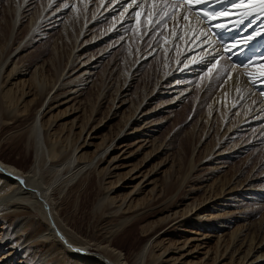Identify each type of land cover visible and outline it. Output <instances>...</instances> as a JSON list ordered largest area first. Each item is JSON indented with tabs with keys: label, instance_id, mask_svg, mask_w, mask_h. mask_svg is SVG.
<instances>
[{
	"label": "bare ground",
	"instance_id": "obj_1",
	"mask_svg": "<svg viewBox=\"0 0 264 264\" xmlns=\"http://www.w3.org/2000/svg\"><path fill=\"white\" fill-rule=\"evenodd\" d=\"M34 1L35 0H24V2H22V5H25L24 10L27 7L33 6L35 4ZM88 1L90 0H85V2L82 0L85 8H87L88 5L90 6V2ZM105 1L109 0H104V3ZM126 2L127 0H121V4L115 6L117 9L116 12H119L122 5ZM59 3H63V5ZM65 3H67L68 7L70 5L71 7L65 8ZM75 3V0H63V2L62 0H48L32 29L31 41L34 43L38 37L44 36L43 32H45L46 28L62 22L65 19H63L62 16L67 15L73 8L70 19L75 21L78 33L75 47L70 55L69 67L66 68L69 72L66 74L65 69L59 76L58 82L56 81L57 84L52 86L51 90H39L32 93L31 86L26 88L25 85H23L26 82L25 78H27L28 73L16 66V63L13 62L14 58L11 59L12 53L4 58H0V79L7 67L11 69L9 72H5V74H7L6 77H9L11 72L17 77L10 78L9 88L3 89L1 86L2 88L0 90L2 96L0 112L2 114L4 112L2 118L3 125L17 127L8 134L5 140L7 141V138L10 136H17V140L14 141V143L23 146L26 151L25 154L20 157V162L17 160L11 161L0 158V264H181L182 260H186L183 264H189L187 260L192 257L195 258L196 255H201V262H205L206 264H264V254L261 252L263 248H261L259 242L256 244H254L253 241L249 242L246 250L244 252L242 251L243 253H239L240 251L238 252L235 250V247H233L237 244L236 240H238L236 234H232L231 247L233 251H231L232 249L229 250L230 247L220 242V240H217L215 252H211L209 248L210 244L204 243L206 240H209V238L202 231L209 230L213 232V229L208 224L202 226V231H200V228H197V221L208 220L205 216V218L202 217L201 213L198 214V212L202 209L210 211L212 218L216 219L219 226L222 225L220 221L224 217L222 212L224 211L223 208H225L222 203L230 200H225V197H222V203L217 202L221 201L220 198H215L214 201L211 202L212 206L209 207L206 206L205 201L204 204H201L200 208L198 207V210L195 205L193 206V204H195L194 202L192 204L194 207L193 210L195 211L194 214L189 210V207L191 208V203H189L190 205H186V212L181 216L180 213L182 212H169V215L165 218V222L169 223L167 227L178 226L175 229L176 235L179 230L183 232V227L191 229L189 237L184 242L183 247L178 250V259L170 258L171 253L169 252H159L156 250L160 245L159 241L166 239L165 236L167 235L165 234L167 233L164 231L156 233L153 237L148 238L145 245L141 247L139 251L131 255L123 254L122 250L118 247L119 242L117 244L112 242V238L116 233L128 229V227H130L128 233H132L133 230L131 226L133 223L137 221L142 214H150L151 211L155 209L154 202L131 207L129 203L116 202L114 204H108L109 194L103 193L100 195L97 202V209L99 211L104 209V213L101 215L102 225L101 230L98 232V236H101L102 241L94 244V249H91L90 246L79 244L72 233L66 228L67 224L64 225L62 223L64 217L61 213V209L68 206V200H70L72 196L77 195L90 181L93 175L101 179V183H105L106 181L109 182L117 178L119 172L122 171L123 168L127 169L131 167L124 166L123 164V161L132 157V154H128V150L131 146L137 147L138 151L142 150V148L154 147L151 142V134L157 130L159 124L152 125L154 124V122L151 121L152 117H156V112L159 114L162 112L161 110L167 107H173L181 100L185 99L186 96L188 97L192 93L189 94V90L194 82L192 78L193 74L199 70V67L202 68V70H200L202 75L203 72L208 74L209 72L207 73L205 69L221 54H223L224 59H221L220 63L212 71L214 73L212 75L213 77L210 79V85L215 89L213 93L216 94V97L207 111L206 122L212 124L218 113L223 138L226 137L227 132H230L231 129L232 132L230 133L235 132L239 137V132H241V130L247 131L248 128H261V130H263L262 132H264V97L260 96V90L255 89V87L248 82L247 76L241 74L244 71L243 69L237 68L232 70L230 73L232 78L228 79V76H225V80L220 82L218 77L223 75L224 71L230 67L228 64L232 63L230 61L231 57L229 51L219 48L211 42L209 38V43H201L205 37L200 36L197 38L196 33L203 31V29L192 17H190V20L187 22L183 21L181 18H177L168 22L170 32L168 34L170 35L168 37L166 36V39L162 42L160 48L157 49V52L153 54L155 52L154 50L158 48L155 47L143 55L144 59L151 55H153L151 58H154V55L158 56L165 52L163 56L164 63L167 65L165 73L161 75L159 82L153 88L148 89L149 87L147 86L149 85L147 84V86L139 92L132 90L135 77L141 69V65L138 66L141 60L137 61V57L133 58L131 54L126 55L127 60H125V62L129 66V69L124 73V84L120 89V94H118L117 91L116 98L113 100L114 105L120 104L114 107L113 114L116 116L118 115V117L121 115L123 116L122 109L128 104L133 110L131 115L122 123L123 126L121 129L117 130L111 142L105 145L103 141L100 140L98 131L102 129L101 126L97 125L91 129L90 132L86 133L88 124H81L77 127L79 132L76 133L79 135L77 143L81 142V145L74 151L73 155L63 153L62 145L59 144L60 140H58L62 134L59 135L57 132L56 122L50 124L47 117L50 115L51 111L57 110L60 107L65 106V110L73 109V105L68 107L67 105L80 96L83 90L82 87L85 86L86 82L91 81L90 84H92L96 81L94 77L99 60L103 61L105 57L102 56L97 59L96 55L89 53L92 43H95L93 48L102 45V43H111L113 45L111 42L113 40L112 38L115 39L119 32L123 33L126 27H129L128 20L131 18L129 17L131 13H126L123 18H119L117 23L109 27L104 34L98 35L96 33V27L112 19L111 17L114 15V13L109 11L111 6L101 11H99V9L97 12V19L94 17L91 20L92 22L96 19L94 23L90 21L84 23V16V19L78 21L80 25H77L78 16ZM103 4H101V6ZM115 4L116 3L113 1V5ZM147 7L146 5V8ZM129 10L134 11L135 8ZM27 12H29V10ZM45 12L50 13L44 14ZM238 20L239 17H234L225 25H230L233 29L242 27V25L238 23ZM245 23H247V19H245ZM257 23H259V19L254 21L253 26ZM87 24H89L88 27ZM153 25H157L155 18H153V23L151 25L148 23L150 30L154 28H151ZM71 31H73V28H71ZM122 33L120 35H122ZM85 38L90 39L84 42ZM80 40L83 44L78 47ZM260 42H264V37L251 41L248 45ZM118 43H115V45ZM20 47L21 45L18 44L14 51H19ZM27 47L28 46H25L21 52ZM81 52H84L85 55L79 56L78 53ZM202 53H207L203 56V59L201 58ZM181 55H183L185 59L183 66L176 67ZM188 58H192L193 62L188 63V66L185 68L184 63ZM76 64H79L77 68H75ZM135 66L137 69L128 77L130 71L134 69ZM110 74L111 73H108L110 83H112L113 78L110 77ZM186 83L189 84L186 86ZM159 84L160 87L158 88ZM18 86H20V88H18ZM24 87L26 90H24ZM40 88L42 87L40 86ZM237 89H239V91ZM61 91L65 92L62 93ZM253 92L255 94H253ZM18 94L20 97L18 98V103L20 104V102H22V108L18 110L12 109V104L16 99L14 96ZM137 95H141L143 100L135 107L133 103H131V100L136 98ZM27 98L31 100L24 102V99ZM254 101L256 103H253ZM126 102H128V104H126ZM162 102H164V104H161ZM151 104L154 105L155 109H150ZM158 108H160V111H157ZM18 113L21 115H17ZM237 113L239 114L237 115ZM234 114L237 116L236 123L228 127V124H231V117ZM18 119H20L19 122ZM251 120L253 121L252 124L256 126L251 124ZM76 122L77 119H74L62 126L68 125L72 128ZM152 128L154 129L152 130ZM212 130L213 128H208L206 133L208 134ZM84 134H86V137L83 139ZM66 138L68 139L70 136L64 139ZM235 139L237 138H232V140ZM5 140H1L0 144ZM129 140L132 141L130 146L126 144ZM254 140L257 142L255 137ZM218 142H222V144L225 143L222 138H220ZM30 150L34 154V159L31 167L26 171L19 168V166H22ZM115 153H118L116 157H114ZM111 156L114 158L112 157V159L108 161ZM145 156L147 159H151L153 156L155 159L158 158V156L149 155L148 153H146ZM88 157H90V159H88ZM194 171L195 169L192 170V172ZM139 173V169L131 167V170L128 172L129 177L117 186L111 188L110 191L116 192L120 187L129 188V182L138 180L139 177L135 178V176ZM20 181L24 183L21 184ZM145 184H147V186H144ZM150 184L149 179L144 177L143 181L136 185L132 195H137L143 188L148 187ZM111 186L112 184L108 183V187ZM249 189L247 190L249 191ZM229 191L227 195L230 194ZM65 192L66 194L64 195ZM249 192L247 194H249ZM62 195H64L65 198L67 197V199H65V202L63 200L59 203ZM170 195L171 194L168 195L167 201L162 202L164 204L161 207L166 204L169 205L170 202L172 203L176 196ZM161 196L163 197V195ZM159 197L160 196L157 194L156 202ZM207 202L209 203V201ZM197 206H200V203ZM127 208L131 209L134 214H127ZM36 213H38L44 222L36 218ZM212 218H210V220ZM154 229L155 228L152 227L150 230ZM148 232L149 230L144 229V232H142L143 237H147L149 235ZM120 244L122 243L120 242ZM243 245L245 246V243L241 246ZM155 253H157V255Z\"/></svg>",
	"mask_w": 264,
	"mask_h": 264
},
{
	"label": "rangeland",
	"instance_id": "obj_2",
	"mask_svg": "<svg viewBox=\"0 0 264 264\" xmlns=\"http://www.w3.org/2000/svg\"><path fill=\"white\" fill-rule=\"evenodd\" d=\"M113 1L114 0L105 1L101 6L100 0H90L88 1L90 2V6L88 5L87 8H85L83 3L85 0H83V2L82 0H75L78 16L77 25H80L78 21L84 19V16V23L88 21L91 22L94 17L97 19V12L99 9V11H101L111 6L109 11L114 13L112 17H117L116 20L113 21V19H110L96 27V33L98 35L104 34L107 29L117 23L120 18L115 8L117 4L113 5ZM22 2H24V0H0V58H4L12 53L11 59L14 58L13 62L16 63V66L28 73L27 78H25L26 82L23 85H25L26 88L31 86L32 93L39 90L49 91L52 86L57 84L58 78L63 71L69 67L70 55L75 47L78 30L75 21L70 19L73 8L67 15L62 16L63 19L65 18L62 22L46 28L45 32H43L44 36L38 37L33 43L31 41L32 29L48 0H35V4L29 8L27 7L25 10V5L23 6ZM59 4L63 5V3ZM70 7L71 5L68 8ZM28 10L29 12H27ZM131 12L133 11L129 10V13ZM47 13L50 12H45L44 14ZM134 19V17H131L128 20L129 27H126L123 33L119 32L115 39L112 38L113 40L111 42L113 45L111 43H102V45L93 48L95 43H92L89 53L96 55L97 59L105 56L103 61L99 60L98 67L95 71L94 80L96 81L92 84H90L91 81L86 82L85 86L82 87L83 90L80 96L67 105V107L73 105L74 107L72 110H65V106L60 107L57 110L51 111L50 115L47 117L50 124L56 122L57 132L59 135L62 134L58 140H60L59 144L62 145L63 153L73 155L74 151L81 145V142L77 143L79 135L76 134L79 132L77 127L81 124H88L86 133L90 132L91 129L97 125L101 126L102 129L98 131V136L106 145L111 142L117 130H120L123 126L122 123L131 115L133 109L128 104L129 101L126 102L128 105L122 109L123 116L121 115L118 117V115L116 116L113 114L114 107L120 105H114L113 100L116 98L117 91L118 94H120V89L124 84V73L129 69V66L125 62V60H127V54H131L133 58L137 57V61L141 60L138 64V66L141 65V69L135 77V83L132 86L133 91L139 92L147 86V84L149 85L147 86L149 87L148 89L153 88L159 82L161 75L165 73V68L167 66L164 63L163 57L165 52L158 56L154 55V58H151L153 56L151 55L144 59L143 55L155 47L158 48L154 50L155 52L153 54L157 52V49L160 48L166 36L168 37L170 35L168 34L170 33L168 24L165 26L164 22L160 21L157 25H153L151 28H154L150 30L148 26V17L145 15L141 20V30L137 32L134 30L133 26ZM94 20L91 23H94ZM89 24H87V27ZM71 28H73V31H71ZM121 33L122 35H120ZM89 39L90 38H85L84 42H87ZM115 43L118 44L115 45ZM18 44L21 45L19 51H14ZM82 44L80 40L78 47L82 46ZM25 46L28 47L21 52ZM78 55H85V53L81 52L78 53ZM184 60V56L181 55L176 67L183 66ZM228 65L231 66V64ZM78 66L79 64H76L75 68ZM136 66L130 71L128 77L137 69L138 66ZM229 68L230 67L227 69ZM10 69L11 68L7 67L3 72V76L0 79V90L2 87L3 89L10 87V78H17L12 72L9 77H6L7 74H5V72H9ZM227 69L224 71L223 75L218 77L220 82H223L225 76H228L232 72L229 73ZM200 70H202L201 67L193 74L192 78L194 82L189 90V94L192 93L188 97L186 96L185 99L181 100L173 107H167L161 110L162 112L159 114L156 112V117H152L151 121L154 122L152 125L159 124L157 130L151 134V142L154 147H146L138 151L137 147L131 146L128 150V154H132V157L123 161V164L124 166H131L132 168L139 169L140 173L135 176V178L139 177V179L135 182H129V188L120 187L116 192H111V188L117 186L129 177L128 172L131 170V167L127 169L123 168V170L119 172L117 178L109 182L106 181L105 183H101L102 180L93 175L84 188H82L77 195L72 196L70 200H68V206L65 207L67 209H61V213L64 217L62 223L64 225L67 224L66 228L72 233L79 244H84L94 249V244L102 241L101 236H98V232L101 230V215H103L104 209L99 211L97 209V202L100 195L107 193L109 194L108 204H114L116 202L129 203L131 207H135L136 205L140 206L146 205L149 202H154L155 205V209H153L150 214H142V216L133 223L131 226L133 230L132 233H128V229L130 228L128 227V229L116 233L112 238V242L116 244L119 242L118 247L122 250L123 254L131 255L139 251V249L145 245L148 238L153 237L156 233L164 231L167 233L165 234L167 235L165 236L166 239H164L165 241H159L160 245L156 250L159 252H169L171 253L170 258L178 259V250L183 247L184 242L189 237L191 229L183 227V232L179 230L176 235L175 229L178 226L167 227L169 223L165 222V218L169 215V212H182L180 213L181 216L186 212V205L191 203V208L189 207V210L194 214V205L198 210L205 201L206 206L209 207L212 206L211 202L214 201L215 198H220L221 200L223 199L222 197H225V200H230L223 203L222 200L217 201L218 203H222L225 207L222 212L224 217L220 221L222 225H218L216 219L212 218L210 211L202 209L198 212V214L201 213L202 217L205 216L208 220L197 221V225L195 224L197 228H200V231H202V226L208 224L213 229V232L209 230L202 231L209 238V240H206L204 243L210 244L209 248L211 252H215L217 240H220V242L230 247L229 250L232 249L231 251H233L231 247L232 234H236L238 240H236L237 244L233 247H235V250L238 252L240 251L239 253H243L249 242L253 241L254 244L259 242V245L263 248L261 252L264 254V132H262L263 130H261V128L256 129L253 127L248 128L247 131L241 130V132H239L238 130L240 133L239 137L235 132L230 133L232 132L231 129L230 132H227L226 137L223 138L218 113L212 124L206 122L207 111L216 97V94L213 93L215 89L210 85V79L213 77L212 75L214 72H207L208 74L203 72L202 75ZM68 72L69 70L66 69L65 73L67 74ZM108 73H111L110 77L113 78L112 83H110ZM188 84L189 83H186L185 85L187 86ZM40 86L43 89L40 88ZM25 87L24 90H26ZM159 87L160 84L158 88ZM18 88H20V86H18ZM61 92L64 93L65 91ZM14 97L16 99L12 104V109H21L22 102H20V104L18 103V98H20L19 94ZM29 100L31 99H24V102ZM142 100L143 97L141 98V95H137L136 98L131 100V103L136 107ZM1 101L2 96L0 94V108ZM161 104H164V102ZM150 109H155L154 105L151 104ZM158 110L160 111V108H158L157 111ZM3 115L4 112L3 114L0 112V141L5 140L8 134L17 128L16 126L11 127L3 125ZM17 115L21 114L18 113ZM236 117V114L231 117V124H228V127L233 124L235 125ZM74 119H77L74 127L71 128L68 125L62 126ZM19 121L20 119H18V122ZM252 123L253 121L251 124ZM252 125L256 126L254 124ZM208 128H213L214 131L212 130L207 134ZM153 129L154 128H152V130ZM69 136L70 138L64 139ZM251 136H254L257 142H255L254 137ZM85 137L86 134H84L83 139ZM220 138L225 142V145L222 144V142H218ZM232 138L237 139L232 140ZM16 140L17 136H10L7 138V141L5 140L0 144L1 159H8L11 161L17 160L20 162V157H22L26 151L23 146L14 143ZM126 144L130 146L132 141L129 140ZM146 153L158 156V158L155 159L153 156V158L147 159L145 156ZM117 154L118 153H115L114 157H116ZM112 157L113 156H111L108 161H110ZM33 159L34 154L30 150L26 160H24L23 163L21 162L22 166L20 165L19 168L27 171V169L31 167ZM88 159H90V157H88ZM193 169H195L194 172H192ZM144 177L148 178L151 184L143 188L137 195H132L136 185L141 183ZM108 183H111L112 186L108 187ZM144 186H147V184ZM247 189H249L250 192ZM228 191L230 192V196L227 195ZM248 192L249 194H247ZM65 194L66 192L64 195ZM157 194L160 197L156 202ZM169 194H171L170 196H176V199L174 198L173 200L174 202L172 201L173 204L170 202L169 205H172L169 206L166 204L161 207L164 204L162 202L167 201ZM64 195L60 198L59 203L63 200L65 202V199H67ZM161 195H163V197ZM207 201H209V203ZM194 202L195 204H193ZM199 203L200 206H197ZM126 210L128 212L127 214H134L131 209L127 208ZM36 214L38 215V213ZM37 215L36 218L42 220L40 216ZM209 217L212 219L210 220ZM152 227L155 229L150 230ZM144 229L149 230V235L147 237H143L142 232H144ZM120 242L122 244H120ZM244 243L245 246H241ZM155 254L157 255V253ZM201 260L202 256L196 255L195 258L192 257L188 259L187 263L206 264L205 262L202 263ZM185 261L186 260H182L181 264Z\"/></svg>",
	"mask_w": 264,
	"mask_h": 264
},
{
	"label": "snow or ice",
	"instance_id": "obj_3",
	"mask_svg": "<svg viewBox=\"0 0 264 264\" xmlns=\"http://www.w3.org/2000/svg\"><path fill=\"white\" fill-rule=\"evenodd\" d=\"M103 4L104 0H100ZM114 3L121 4V0H114ZM146 5L148 6L146 8ZM222 5L223 7H216ZM67 8V3L64 4ZM135 8L131 12L130 16L134 17L133 26L134 30L139 32L141 20L143 16L148 17V23H153V18L156 22H164L166 26L169 21L181 18L187 22L190 17H194L197 22L207 24V29L196 33L197 38L204 36L205 39L201 43H209L208 37L210 35H217L214 29L224 28L226 21L231 20L234 17H239L238 23L242 25L239 30L246 32L241 38L233 41V45L242 44L247 46L249 42L264 37V0H127L118 12V17L123 18L129 9ZM117 17H112L113 21ZM247 19V23H245ZM259 19V23L253 26L254 21ZM237 49V48H235ZM227 50V45H225ZM207 53H202L201 58ZM224 59L223 54L214 59L206 71L211 73L216 66L220 63V60ZM193 62L192 58L186 59L184 67L188 66V63ZM243 69L242 75H246L248 82L259 89V94L264 97V55L256 56L244 65H237L232 63L227 71L230 73L234 69ZM183 70V69H181ZM231 75H228V79H231ZM239 91V89H237ZM253 94H255L253 92ZM253 103H256L255 101ZM239 113H237L238 115ZM23 184V181H20Z\"/></svg>",
	"mask_w": 264,
	"mask_h": 264
}]
</instances>
